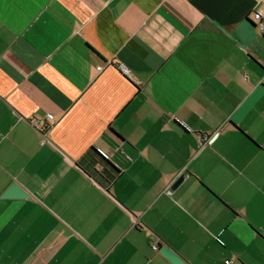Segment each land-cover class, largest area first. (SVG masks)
<instances>
[{
  "label": "crops",
  "instance_id": "obj_1",
  "mask_svg": "<svg viewBox=\"0 0 264 264\" xmlns=\"http://www.w3.org/2000/svg\"><path fill=\"white\" fill-rule=\"evenodd\" d=\"M255 12L264 0H0V264H174L165 245L264 264ZM12 183L29 196L3 198Z\"/></svg>",
  "mask_w": 264,
  "mask_h": 264
},
{
  "label": "water",
  "instance_id": "obj_2",
  "mask_svg": "<svg viewBox=\"0 0 264 264\" xmlns=\"http://www.w3.org/2000/svg\"><path fill=\"white\" fill-rule=\"evenodd\" d=\"M185 178V175H181L174 183L173 188L179 185ZM28 193L17 183H12L10 187L2 195L3 198H26ZM161 252L169 258L174 264H187V262L178 255L169 245H165Z\"/></svg>",
  "mask_w": 264,
  "mask_h": 264
},
{
  "label": "built area",
  "instance_id": "obj_3",
  "mask_svg": "<svg viewBox=\"0 0 264 264\" xmlns=\"http://www.w3.org/2000/svg\"><path fill=\"white\" fill-rule=\"evenodd\" d=\"M254 23L256 24V26L258 27V29L261 31L262 34H264V16L262 15V13L260 12H255L253 15V20ZM104 67L100 66L99 70H102ZM120 69L122 70V72L126 75V76H130V71L127 69L126 66L121 65ZM54 120V115L53 114H47L46 115V122H45V127L41 128V131L43 132L44 137H46V131L47 129H49V127L51 126V121ZM41 120L39 118H34L32 123L33 125L37 128H39L40 124H41ZM50 122V123H49ZM44 142H46V139L43 140ZM172 192L169 191V194H171ZM153 248L157 249L158 245L157 244H153ZM231 261L228 260L227 264H230Z\"/></svg>",
  "mask_w": 264,
  "mask_h": 264
}]
</instances>
